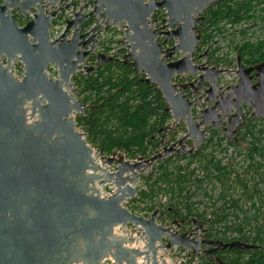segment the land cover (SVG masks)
Masks as SVG:
<instances>
[{"label":"water","instance_id":"1","mask_svg":"<svg viewBox=\"0 0 264 264\" xmlns=\"http://www.w3.org/2000/svg\"><path fill=\"white\" fill-rule=\"evenodd\" d=\"M217 1L0 0V264H100L108 255L117 264H137V258L141 264H177L165 258L174 246L195 257L227 247L258 248L203 237L200 225L181 231L177 221L159 223L158 209L143 217L123 205L138 194L141 174L155 162L198 149L206 127L225 122L224 131L238 128L245 121L242 105L251 108V117L264 116V62L243 67L239 60L237 81L224 88L217 81L228 69L197 63L204 54L192 56L200 40L194 24ZM57 2L71 14L50 40L57 11L45 8ZM12 9L28 20L19 26ZM161 11L165 17L157 19ZM111 28L120 34L119 58L99 49ZM117 59L155 84L172 123L185 126L181 137L147 158L101 155L76 126L75 115L87 105L71 89L72 75ZM18 61L20 79L11 65ZM50 64L56 66L55 78L48 75ZM182 74L197 80L173 81ZM196 100L200 109L193 115ZM107 184L114 191L101 196L96 186ZM128 223L141 228L143 250L125 245L134 238L113 234L115 226Z\"/></svg>","mask_w":264,"mask_h":264},{"label":"trees","instance_id":"2","mask_svg":"<svg viewBox=\"0 0 264 264\" xmlns=\"http://www.w3.org/2000/svg\"><path fill=\"white\" fill-rule=\"evenodd\" d=\"M255 7L264 12V0H218L206 8L198 51L207 50L210 64L228 68L239 60L242 64L264 61V42L235 47L234 59L219 55L220 47L213 45L226 23L238 22ZM118 34L109 29L99 49L106 54L116 51ZM71 78L77 98L87 105L75 115L76 126L101 155L120 152L129 160L147 158L185 131L183 123H172L156 85L147 83L145 75L128 62L103 61L89 74ZM206 132L204 142L192 153L158 160L151 171L141 174L138 194L125 206L144 216L158 209L159 222L177 221L181 231L200 225L203 237L258 246L203 253L196 257L202 263L264 264V116L247 117L232 137L214 126L206 127ZM242 139L245 147L239 144ZM237 155L245 164L244 174L238 172Z\"/></svg>","mask_w":264,"mask_h":264},{"label":"rangeland","instance_id":"3","mask_svg":"<svg viewBox=\"0 0 264 264\" xmlns=\"http://www.w3.org/2000/svg\"><path fill=\"white\" fill-rule=\"evenodd\" d=\"M259 9H260L259 7H255V10L250 11L247 16H245L243 19L239 20L238 22H235L232 24L226 23L224 25L225 30L223 31V34L217 35L214 39V41L216 40L215 43L213 42V45L216 44V46L220 47L219 55L224 53L228 55L229 59H234L237 55V50L235 49V47H241L242 45L246 43L253 44V43H258V42H264V12L261 13ZM70 14H71V10H65L64 13L61 14V16L58 18L57 22L59 21V25L55 27V28L58 27L57 28L58 31L61 32L65 26V22L62 23L63 22L62 17H65L66 19L67 17L70 16ZM255 23H257L261 27V29H259V26H256ZM119 35L120 34L116 36V39L120 37ZM102 39L105 40L106 36L102 37ZM115 47H116V44H115ZM205 47H209V46L205 45ZM112 51H114V49ZM87 64L90 65L92 63L88 61ZM208 64L210 65V62ZM18 66H19V63L15 65V67H18ZM232 67L236 68V65L233 64ZM48 71L51 77L53 78L57 77L58 74H57L56 66L52 65L51 67H49ZM234 77H235L234 73L229 71L222 75L221 83L223 85H226L227 83L233 81ZM71 83H72L71 89L77 95V90L75 88V85L72 82V78H71ZM199 109H200V106H199V103L197 102L196 106L194 107L195 113L192 112V114L197 115V111ZM78 129L82 131L81 128L78 127ZM183 133L184 131L179 133L177 138L181 137ZM243 134H244V131H242V133L240 134V137H242ZM238 141H240L239 143L240 146L245 147L246 143L244 139L238 140ZM227 153L228 155H230L232 153V148H229ZM96 159L98 160V156H96ZM235 161H238L237 162L238 172H240L241 174H244L245 164L243 161H241V156L237 155ZM148 172L149 171H146L143 174H147ZM140 186H141V180H139L136 184L137 188H139ZM169 257L174 259V255H169ZM196 260H197V263L194 262L195 264H203L198 259ZM194 263H191V264H194Z\"/></svg>","mask_w":264,"mask_h":264},{"label":"built area","instance_id":"4","mask_svg":"<svg viewBox=\"0 0 264 264\" xmlns=\"http://www.w3.org/2000/svg\"><path fill=\"white\" fill-rule=\"evenodd\" d=\"M46 1L47 0H43V2H46ZM78 1H79V4H80L81 0H78ZM77 7H76V9H77ZM160 17H165V12L164 11H161L160 16L157 17V18H160ZM62 20H63L62 23H64L65 17H62ZM57 25H59V21L57 23H55V24H52L51 27H50V34H49L50 40H53V39L57 38L59 36V34L61 33L60 31L57 30L58 27L55 28ZM114 53H115V51H111L109 54L113 55ZM17 63H19V66L15 67V65ZM11 65H12V69H13V74L17 78L20 79L23 76V67H22V65L20 64L19 61L15 62V63H12ZM52 65L53 64H50L49 67H51ZM48 75H49V71H48ZM185 75L186 74L176 75V76H174V80L173 81L182 83L186 78L184 80H182L181 77L185 76ZM185 81L188 82V81H193V80L192 79H186ZM193 113H195V110H194ZM197 113H198V111H197ZM95 159H96V157H95ZM108 170L112 171L113 167L109 166ZM96 187H97V189H99L101 196H109L114 191V186L112 184L101 185V186L97 185ZM127 201L123 203L124 206L126 205ZM138 215H141L143 217H148V216H144L142 214H138ZM159 223H161V222H159ZM161 224L165 225L164 223H161ZM174 229H177V228L174 227ZM141 232H142V230H141V228L139 226L138 227H134L130 223L125 224V225H117V226H115L113 228V234L115 236H121V237H125V238H128V237L134 238V241L132 243L125 244L127 247H134V248L143 250L145 248L146 241H145V239L140 237ZM165 240L166 239L164 238V242H165ZM169 255H174V259L169 257ZM191 256H192V254L188 250L183 249V248L178 247V246H174L172 249H170L166 253L165 258H166L167 261H175L177 264H191V263H194V262L197 263V260H196L197 258L194 257L193 259H191ZM136 263L137 264H141L142 263V259L137 258ZM73 264H81V263H73ZM100 264H117V263L115 262V260L111 256L108 255V256L104 257L100 261Z\"/></svg>","mask_w":264,"mask_h":264},{"label":"flooded vegetation","instance_id":"5","mask_svg":"<svg viewBox=\"0 0 264 264\" xmlns=\"http://www.w3.org/2000/svg\"><path fill=\"white\" fill-rule=\"evenodd\" d=\"M61 6H62V3H61V2H57V3H55L54 5H51V6H48L47 8H45V11L48 12V13H49V12L57 11L56 16L53 17V18H51V20H50V27H51L52 24H55V23L57 22L58 18L61 16V14L64 13L65 10L61 9V8H60ZM12 13H13V15H14V17H15V20H16V22H17V24H18L19 26L23 25V24L28 20V19L25 18L23 15H21V14L18 13V9H12ZM157 19H159V18H157ZM203 22H204V16H203V14H202V18H201L198 22H196V23L194 24L195 32L200 34V40L198 41L197 47H196L195 51L193 52L192 56H193V57H198L199 55L204 54L203 58H198V59L196 60L197 63H201V62H203V61L206 62V63H209V62H208V59H207V50H205V51H203V52H199V51H198L199 42L201 41V25H202ZM255 24H256V26H259L257 23H255ZM155 26H158V25H155ZM259 29H261L260 26H259ZM171 45H173L172 40H171L169 43H167V44L165 45V47H169V46H171ZM121 53H122V51H120V50H116L115 53H114V55H115L116 57L119 58L120 55H121ZM180 56H181V54H180L178 57H180ZM261 62H264V61L255 62V63H251V64H243V67L254 66V65L259 64V63H261ZM237 63H238V62L235 63L236 67H237ZM208 65H209V64H208ZM210 65H212V64H210ZM213 66H214V65H213ZM222 68H225V67H222ZM229 68H230V67L225 68V69H228L227 72L230 71V72H233V73H234V75H235L234 80L231 81V82H229V83H227L226 85H223V84L221 83L222 75L225 74V73H227V72L221 74V76L218 78V81H217L218 85L221 86V87H224V88H225V87H227V86L233 85V84L237 81V75H236V73L234 72L235 68L232 67V66H231L230 69H229ZM254 73H255V71H252V72H251V74H254ZM185 78H186V79L197 80V75H195V76H191V75H189V74H186L185 76H182V77H181L182 80H184ZM186 79H185V80H186ZM185 80H184L183 82H186ZM256 80H257L256 77L253 76V80H252L251 83H255ZM188 82H189V81H188ZM197 102L200 104V100H196V101L194 102L193 111H194V107L196 106V103H197ZM251 111H252L251 108L242 105V114H243V116H244L245 121H246V118H247V117H251V116H250ZM248 113H249V114H248ZM242 118H243V117H240V118H239V121H241ZM245 121H244L241 125H239L238 128H237L236 125L234 124V126H233L232 128L228 129V130L225 131V132H226L230 137H232V136L235 134V132H238V131L241 130V128H242V127L244 126V124H245ZM225 125H226L225 122H221V127H219V128L222 129V130L224 131L223 128L225 127ZM237 129H238V130H237Z\"/></svg>","mask_w":264,"mask_h":264}]
</instances>
